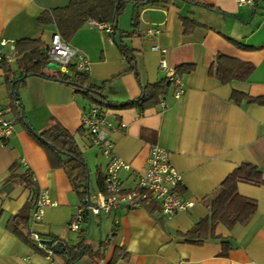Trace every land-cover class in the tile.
Segmentation results:
<instances>
[{
	"label": "crops",
	"instance_id": "obj_1",
	"mask_svg": "<svg viewBox=\"0 0 264 264\" xmlns=\"http://www.w3.org/2000/svg\"><path fill=\"white\" fill-rule=\"evenodd\" d=\"M153 1L142 8L127 4L111 33L87 22L67 40L88 60L86 71L91 83L102 89L103 104L90 100L72 84L40 75L23 76L18 55L0 67V103L16 129L0 143V264L51 263L44 251L8 227L29 203L32 234L58 238L68 246L80 241V231L72 230L70 223L82 199L66 168L52 166L34 134L59 122L75 135L90 168V180H96L94 195L102 190L99 180H104L109 158L82 127L83 114L92 105L106 114L105 129L115 152L131 164L120 171L125 191L137 188L152 147L160 145L170 152L171 163L183 176L184 198L195 205L172 218L164 216L154 201L133 209L123 205L99 216L98 240L89 228L93 215L82 230L89 229L87 242L94 254L88 253L75 264H264V184L238 183L242 196L257 201V211L248 223L232 227L218 223L215 234L220 238L190 242L184 236L208 216V199L243 162L257 165L264 177V104L238 102L232 96L235 91L264 96V0L254 7L236 0ZM70 3L0 0V41L40 39L48 47L58 29L39 17ZM186 17L197 22L187 32ZM150 28L160 33L149 35ZM122 44L133 50L135 68L122 52ZM220 54L238 64H252L253 70L245 78L233 76L224 83L214 70ZM163 58L175 69L193 65V70L183 74L184 93L176 96L172 85L146 109L122 106L140 99L148 85L166 79L160 66ZM72 61L76 67V59ZM55 70L48 67L46 73L52 75ZM13 83H17L18 97L10 89ZM29 169L37 177V192L20 177ZM41 190L48 191L56 204L45 207L42 218L34 220ZM101 241H105L103 246ZM66 257L55 252L54 264H66Z\"/></svg>",
	"mask_w": 264,
	"mask_h": 264
},
{
	"label": "trees",
	"instance_id": "obj_2",
	"mask_svg": "<svg viewBox=\"0 0 264 264\" xmlns=\"http://www.w3.org/2000/svg\"><path fill=\"white\" fill-rule=\"evenodd\" d=\"M189 3H199L198 0H183ZM258 1V0H257ZM155 3L153 0H71L67 7L52 9L45 11L40 17V21L44 23L53 22L56 24L58 32L65 40H68L74 33L82 28L90 19L100 21L102 23H110L116 26L118 18L125 10L127 4H133L142 8L149 4ZM202 4V3H200ZM208 8L212 6L205 5ZM134 19V26L137 25V19ZM197 22L189 17L184 18L185 31H189ZM126 59L132 68L136 66V59L132 49L126 45H120ZM19 63L22 64L23 76L40 75L50 79L62 81L72 84L77 90L83 91L90 100L103 104L105 100L101 88L91 83L89 73L78 70L74 64L68 67L69 72L61 69L55 70V73L48 75L46 70L51 59L48 56V48L44 47V43L40 39H24L16 43ZM252 64H238L236 60L227 55H218L215 65V72L220 81L227 83L233 76L242 78L247 77L253 70ZM7 67V64H6ZM193 65L178 67V76L183 78L185 72L193 70ZM17 83L11 84L12 94L18 97ZM172 83L167 79H163L154 85H148L144 89V95L140 99L132 100L122 106H135L139 109H146L152 104L160 101L162 96ZM233 98L240 102L247 100L249 103L264 104V96L252 97L247 94L235 91ZM37 142L42 145L48 152L52 166L66 168L75 190L78 192L85 203L87 197L91 196L90 190V168L84 157L75 135L59 122H54L49 128L41 133H35ZM27 182L34 192H37L35 182L28 174L20 176ZM246 182L251 185H263L264 177L259 167L251 162H243L239 165L222 185L217 189L216 193L208 199L209 214L206 218L200 220L194 228L184 234L187 241L200 242L208 238H220L215 234V227L218 223H224L228 227H232L237 223H248L257 211V201L242 196L238 191V183ZM99 186L104 190V180H99ZM31 203L21 208L20 212L14 215L9 223V228L17 233L27 243L37 246V241L31 235L29 230L30 215L29 209ZM89 229L80 231V241L76 245H67L66 247V264H75L85 255L94 254L88 245L87 238ZM54 243L60 242L58 238H52ZM225 242V241H224ZM102 246L105 241H101ZM38 247V246H37Z\"/></svg>",
	"mask_w": 264,
	"mask_h": 264
},
{
	"label": "built area",
	"instance_id": "obj_3",
	"mask_svg": "<svg viewBox=\"0 0 264 264\" xmlns=\"http://www.w3.org/2000/svg\"><path fill=\"white\" fill-rule=\"evenodd\" d=\"M240 5L254 7L257 0H236ZM90 24L95 25L111 33L114 27L110 23H102L90 19ZM160 29L150 28L149 35L160 33ZM52 40L48 48V56L51 62L57 63L65 71L72 64V60L76 59V68L85 71L88 66L86 57L78 52L67 40L60 35V32L52 34ZM157 45H153V49H158ZM16 43L7 39L0 41V67L7 62L13 60L17 55ZM165 51V50H164ZM161 68L165 71V77L176 89V96L184 93V83L182 78L178 76L175 68L168 65L165 58L160 62ZM82 127L90 135V140L94 146L98 147L104 155L109 158L107 171L104 176V190L91 195L87 203L78 206L76 213L71 219L70 228L74 231H81L82 224L91 220L92 216H102L103 214H111L113 211L125 205L126 208L133 209L142 207L150 201L157 202L164 216L172 218L179 212L191 209L195 205V201L185 199L183 196V176L176 167L171 163L170 152L160 145L152 147L151 155L148 160V167L145 173H139L137 188L133 191H125L123 188L120 171L129 169L128 164L114 150V142L110 139L105 127L108 125L105 113L97 105H92L90 110L85 112L82 117ZM125 127V124H121ZM14 121L7 117L6 110L0 103V143L10 139L16 129ZM27 174L33 182L37 181L35 173L29 169ZM48 191L41 190L38 195L36 207L33 213L34 220H40L44 213L45 207L55 205ZM37 241L40 250L46 253L47 258L54 264L53 256L55 252L47 245L41 242V236L37 233L31 234Z\"/></svg>",
	"mask_w": 264,
	"mask_h": 264
},
{
	"label": "water",
	"instance_id": "obj_4",
	"mask_svg": "<svg viewBox=\"0 0 264 264\" xmlns=\"http://www.w3.org/2000/svg\"><path fill=\"white\" fill-rule=\"evenodd\" d=\"M48 67L59 70L61 68V66L57 63L51 62L48 64ZM89 196L87 197L85 203H87L89 201ZM42 243H44L45 245L49 246L54 252L58 253V254H64L66 255V247L67 245L63 242H57L54 243L53 240L51 239H42L41 240Z\"/></svg>",
	"mask_w": 264,
	"mask_h": 264
},
{
	"label": "rangeland",
	"instance_id": "obj_5",
	"mask_svg": "<svg viewBox=\"0 0 264 264\" xmlns=\"http://www.w3.org/2000/svg\"><path fill=\"white\" fill-rule=\"evenodd\" d=\"M90 181H91L90 182V190H91V193H94L95 192L94 190L96 188V180H95V178H91ZM99 218H100L99 216H93L92 222L90 223V227H89L90 232H91V236H94L95 239L97 238V240L100 239L101 232H102V231H100V228H99V224L101 222ZM104 221L106 222L107 218L104 219ZM87 226L88 225L86 224V227Z\"/></svg>",
	"mask_w": 264,
	"mask_h": 264
}]
</instances>
